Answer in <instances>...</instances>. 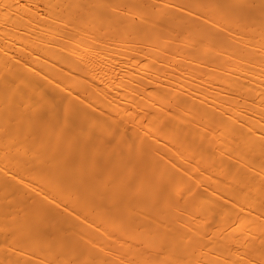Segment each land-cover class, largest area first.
<instances>
[{
	"label": "bare ground",
	"instance_id": "obj_1",
	"mask_svg": "<svg viewBox=\"0 0 264 264\" xmlns=\"http://www.w3.org/2000/svg\"><path fill=\"white\" fill-rule=\"evenodd\" d=\"M0 264H264V0H0Z\"/></svg>",
	"mask_w": 264,
	"mask_h": 264
}]
</instances>
